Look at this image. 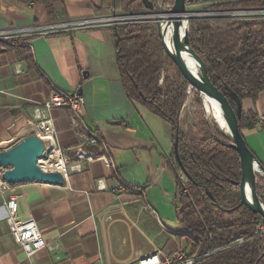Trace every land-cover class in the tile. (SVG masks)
<instances>
[{"label": "crops", "instance_id": "obj_1", "mask_svg": "<svg viewBox=\"0 0 264 264\" xmlns=\"http://www.w3.org/2000/svg\"><path fill=\"white\" fill-rule=\"evenodd\" d=\"M113 0H0V31L32 37L27 54L0 47V151L33 135L34 108L51 90H81L86 113L66 109L48 116L57 145L76 167L62 186L16 185L0 192V264H138L156 251L188 248L176 235V179L169 167L171 132L162 120L132 103L123 88L109 26L73 32H38L50 26L112 14ZM30 31V34H29ZM35 65L30 67L27 58ZM257 125L242 136L264 167V92L242 100ZM95 137L93 145L87 140ZM248 140L252 143L248 144ZM256 144V145H255ZM82 149L92 159L78 160ZM17 196L18 216L33 219L47 247L31 257L15 243L5 203Z\"/></svg>", "mask_w": 264, "mask_h": 264}, {"label": "trees", "instance_id": "obj_2", "mask_svg": "<svg viewBox=\"0 0 264 264\" xmlns=\"http://www.w3.org/2000/svg\"><path fill=\"white\" fill-rule=\"evenodd\" d=\"M21 3L46 0H17ZM153 11L160 7L157 0H147ZM174 0H164L172 6ZM195 4H210V10L264 9V0H194ZM113 11L137 14L146 11L144 0H113ZM115 61L128 99L159 117L171 132L172 142L178 140L182 166L171 153L169 167L176 179L174 198L175 219L182 231L176 235L185 239L193 254L207 257L198 264H264V227L262 218L240 205L238 183L241 167L236 151L228 140L206 120L184 133L181 112L191 93L202 107L201 96L188 92V83L176 68L174 77L167 74L172 63L158 37L157 26L149 20L123 23L112 28ZM28 38L1 41L4 51L18 55L30 49ZM190 48L203 61L212 83L223 93L234 92L240 100L255 101L264 92V19H234L224 25H213L207 18L189 23ZM29 66L35 65L32 56ZM36 66V65H35ZM201 97V98H200ZM257 125L252 112L242 113L239 129ZM264 129V126L262 127ZM190 176L182 184L178 174ZM257 194L264 205V180Z\"/></svg>", "mask_w": 264, "mask_h": 264}, {"label": "water", "instance_id": "obj_3", "mask_svg": "<svg viewBox=\"0 0 264 264\" xmlns=\"http://www.w3.org/2000/svg\"><path fill=\"white\" fill-rule=\"evenodd\" d=\"M192 3H194V0H174L173 5L166 8L162 1L160 10L154 12L153 5L144 0L147 12L141 15L149 17L156 24L158 37L165 54L170 58L181 76L187 81L189 85L188 92L194 91L199 93L200 96L204 95L218 102L230 132L231 139L228 146L233 148L239 157L241 167V180L238 183L240 205L247 207L252 213L259 215L264 223V205L256 190L260 180H264V167L249 149L239 129L238 122L243 113L242 101L234 92L223 93L212 83L203 61L190 48L188 30L182 35L180 33L183 21L188 20L190 22L194 15L193 12H187L186 10V5ZM165 20L166 22L164 23ZM163 24H165L166 28L162 26ZM170 25L172 26L171 43L173 51L167 47L164 40V36ZM183 53H188L195 59L200 69L198 75L188 68L182 56ZM78 93L81 95V90H78ZM173 148L175 160L179 166H182L178 153L177 139L173 143ZM43 152V143L35 135H26L14 146L0 151V169L3 170L1 176L2 182L12 186L29 183L62 186L65 180L59 173L44 172L38 166L37 162L43 157ZM185 176L191 180L189 175L185 174ZM247 189L249 190V196Z\"/></svg>", "mask_w": 264, "mask_h": 264}, {"label": "built area", "instance_id": "obj_4", "mask_svg": "<svg viewBox=\"0 0 264 264\" xmlns=\"http://www.w3.org/2000/svg\"><path fill=\"white\" fill-rule=\"evenodd\" d=\"M162 1L164 2V0L157 1L160 8ZM255 12L260 13L259 16L264 17V9L220 13L226 15L232 14V16H239L243 18L244 16H255ZM142 20L152 21L149 17L141 14H112L110 16L95 17L79 22L53 25L46 31L41 30L38 32H73L79 29L91 28L94 26H109L113 28L114 26L123 23ZM27 33L28 32L26 31L17 29L0 31V42L9 41L13 38H24L22 35H28ZM52 109H66L72 112L75 117L79 118L84 116L86 113L85 101L78 91L63 93L58 90H51L46 99L34 108L33 120L31 122L33 125V135L37 136L44 146L43 157L38 160L37 164L42 171L51 173L57 172L65 180L69 177L70 172L75 170L76 167L72 165L73 160L70 157L69 152L66 153L57 145L55 138L56 132L52 120L48 116V112ZM87 141L93 145L98 143V140L95 137L90 138ZM75 157L78 160H91L93 155L79 149L75 152ZM2 173L3 170L0 169V192H10L14 186L2 182ZM178 177L182 184H186L189 181L183 172H179ZM5 206L8 211L7 224L9 226L10 233L13 236L15 243L23 250L26 256H34L39 251L45 249L47 247L46 241L44 240L43 234L35 221L33 219L22 220L18 216L17 196H10L5 203ZM260 231L264 234V227H260ZM207 256L208 254H205L204 256L193 254L189 248L184 249L182 247H177L170 255H166L162 251H156L155 253L142 258L138 264H198L202 258Z\"/></svg>", "mask_w": 264, "mask_h": 264}, {"label": "rangeland", "instance_id": "obj_5", "mask_svg": "<svg viewBox=\"0 0 264 264\" xmlns=\"http://www.w3.org/2000/svg\"><path fill=\"white\" fill-rule=\"evenodd\" d=\"M210 6H211L210 4L192 3V4L186 5V10H187V12H193L194 13V16H192L191 20L196 19V18L197 19L198 18H207L210 21H212L213 25H224L225 22H229V21H232L234 19H244V20L264 19L263 16H254V15L252 17H248V16L245 17L244 16L243 18L239 17V16H232V14L226 15V14L220 13V11H212V10L208 9V8H210ZM165 7L168 8L167 6H165ZM235 11H241V10H235ZM145 12L146 11H143L142 13H137V14H144ZM189 23H188V30H189ZM166 70H167L166 72L169 76H171V77L175 76L176 68L173 65V63L168 65ZM201 102H202V107L200 108L199 106L196 105L194 96L191 93L188 94V98H187V100L183 106L182 112H181V120H182L181 129L183 130V132L187 133L188 130H194V128L200 123V121H202L204 119L209 124L214 125L225 136V138L228 140V142H230L231 138L228 135H226L219 128V126L217 125V123L215 122V120L213 118L212 113H210L206 109L202 98H201ZM247 142L249 145H251V143H252L250 140H248ZM259 185L262 186L261 183H259Z\"/></svg>", "mask_w": 264, "mask_h": 264}, {"label": "bare ground", "instance_id": "obj_6", "mask_svg": "<svg viewBox=\"0 0 264 264\" xmlns=\"http://www.w3.org/2000/svg\"><path fill=\"white\" fill-rule=\"evenodd\" d=\"M255 16H259L260 13H254ZM194 16V15H193ZM167 17V16H165ZM191 17V16H190ZM166 22V20L164 21V23ZM188 20H184L183 21V24L181 26V29H180V33L181 35L186 31L188 30ZM164 28L165 27V24L162 25ZM171 32H172V26L170 25L167 29V33L165 34L164 36V40H165V43L167 45V47L173 51V47H172V43H171ZM183 58H184V61L185 63L187 64L188 68L196 75L199 74V66L197 64V62L195 61V59L188 53H183L182 54ZM202 97V100L204 102V105L206 107V109L212 113L213 115V118L215 120V122L217 123V125L221 128V130L230 137V132L228 130V127L226 125V122H225V119L223 117V112L218 104V102L210 97H206L204 95L201 96ZM211 116V115H210ZM260 174L263 175V173L261 171H259ZM247 192H248V196H249V190L247 189Z\"/></svg>", "mask_w": 264, "mask_h": 264}]
</instances>
